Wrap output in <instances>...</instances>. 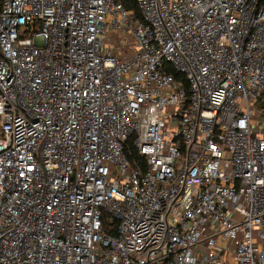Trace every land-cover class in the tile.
I'll list each match as a JSON object with an SVG mask.
<instances>
[{"label": "built area", "instance_id": "1", "mask_svg": "<svg viewBox=\"0 0 264 264\" xmlns=\"http://www.w3.org/2000/svg\"><path fill=\"white\" fill-rule=\"evenodd\" d=\"M0 264H264V0H0Z\"/></svg>", "mask_w": 264, "mask_h": 264}]
</instances>
